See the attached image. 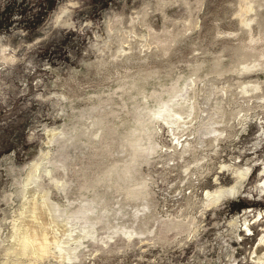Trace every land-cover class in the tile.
<instances>
[{
    "label": "rangeland",
    "instance_id": "obj_1",
    "mask_svg": "<svg viewBox=\"0 0 264 264\" xmlns=\"http://www.w3.org/2000/svg\"><path fill=\"white\" fill-rule=\"evenodd\" d=\"M262 184L264 0H0V264H170L179 209Z\"/></svg>",
    "mask_w": 264,
    "mask_h": 264
},
{
    "label": "clouds",
    "instance_id": "obj_2",
    "mask_svg": "<svg viewBox=\"0 0 264 264\" xmlns=\"http://www.w3.org/2000/svg\"><path fill=\"white\" fill-rule=\"evenodd\" d=\"M69 35L71 33L65 35L61 41L62 45L67 44ZM46 51L38 54L40 60L47 59ZM48 67L54 65L49 64ZM35 72L36 75L31 77L33 83L36 77L41 75L40 69H36ZM165 114L164 111H160L154 119L166 123ZM23 127L27 129V125ZM47 131L46 129V134ZM209 135L218 134L209 133ZM25 140H29L28 135L25 136ZM27 146L26 144L25 147ZM249 171L246 168L243 173H238L239 178L244 179ZM209 179L213 178L209 177ZM216 182L213 179V183ZM141 186L146 195L148 180L145 179ZM173 195L179 197L181 193L177 190ZM188 195L191 196L190 190ZM238 195L235 185L220 191L206 187L198 203H191L179 209L171 218L172 222L167 226L165 233L164 243L170 250V264H264V227L259 229V235L250 227L264 219V212L251 220L246 218L241 220L236 213L243 212L244 209L233 208L234 203H240ZM150 211L145 199L141 205V212L148 214ZM154 231L155 228L147 234L152 235ZM253 237L254 239H249Z\"/></svg>",
    "mask_w": 264,
    "mask_h": 264
},
{
    "label": "bare ground",
    "instance_id": "obj_3",
    "mask_svg": "<svg viewBox=\"0 0 264 264\" xmlns=\"http://www.w3.org/2000/svg\"><path fill=\"white\" fill-rule=\"evenodd\" d=\"M170 111V110H169ZM169 113V112H168ZM175 115V118H176V121H183L185 118V116H182V115H179L177 113H174ZM172 121H174L172 118H170V115H167L166 117V123H172ZM184 122V121H183ZM178 123V122H177ZM177 141L179 140V137H176ZM238 175V172L236 173ZM236 188V191L238 192V189L237 187L235 186ZM221 189H226V188H222V187H219L217 189H215L216 191H220ZM33 244V241L30 239L29 236H23L22 239H21V245H22V248L24 251H27V249L29 247H31ZM47 252V247L44 248V253ZM48 253V252H47Z\"/></svg>",
    "mask_w": 264,
    "mask_h": 264
}]
</instances>
